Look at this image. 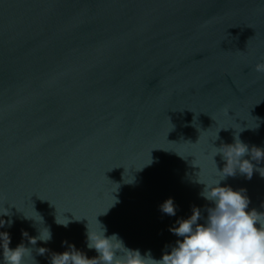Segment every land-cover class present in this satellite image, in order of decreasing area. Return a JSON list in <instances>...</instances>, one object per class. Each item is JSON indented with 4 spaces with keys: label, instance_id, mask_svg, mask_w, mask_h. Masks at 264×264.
<instances>
[{
    "label": "water",
    "instance_id": "95a60500",
    "mask_svg": "<svg viewBox=\"0 0 264 264\" xmlns=\"http://www.w3.org/2000/svg\"><path fill=\"white\" fill-rule=\"evenodd\" d=\"M261 62L264 0H0L9 247L31 249L24 264H51L69 245L92 258L88 228L101 224L158 260L194 207L205 223L214 205L201 193L217 180L264 213V177L223 178L216 154L237 136L264 149ZM169 198L175 216L161 211ZM45 228L51 240L30 243Z\"/></svg>",
    "mask_w": 264,
    "mask_h": 264
},
{
    "label": "clouds",
    "instance_id": "9594fccd",
    "mask_svg": "<svg viewBox=\"0 0 264 264\" xmlns=\"http://www.w3.org/2000/svg\"><path fill=\"white\" fill-rule=\"evenodd\" d=\"M255 71L264 73V62L257 63ZM217 153H222L226 160L222 171L217 170L223 178L234 176L237 169L248 179L254 171L264 177V168H257L251 162L264 160V149L255 146L249 149L237 136L233 144L218 148ZM249 154L251 160L244 159ZM205 185L201 196L214 205L207 209L205 223H198L201 212L194 207L190 217L178 220V226L169 229L183 239L177 240L171 251L165 252L160 259L152 258L150 252L141 255L139 250L127 248L117 234L106 236V228L100 224L99 231L91 232L88 228L87 233V247L94 249L97 256L89 258L76 250L74 245H69V250L52 254L51 264H264V213L247 210L250 201L244 190L222 187L220 180ZM160 208L169 216L176 215L171 198ZM0 215H9L8 210L4 209ZM7 223L11 226V221ZM4 224L5 221L0 220V227ZM67 224L68 220L63 223L64 226ZM45 230L46 234L41 231L38 237H31L30 243L35 244L37 240L49 242L52 235L47 228ZM0 241L3 264H24L26 255H31V249L23 244L10 248V236L6 232H0ZM46 251L40 248L39 254L43 255Z\"/></svg>",
    "mask_w": 264,
    "mask_h": 264
}]
</instances>
